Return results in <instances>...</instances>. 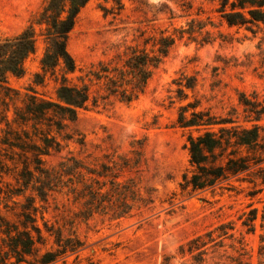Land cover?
<instances>
[{
	"label": "rangeland",
	"instance_id": "rangeland-1",
	"mask_svg": "<svg viewBox=\"0 0 264 264\" xmlns=\"http://www.w3.org/2000/svg\"><path fill=\"white\" fill-rule=\"evenodd\" d=\"M46 1L0 0V41L17 36L32 21L37 36L36 50L24 62L25 73L9 74L0 88V245L12 243V237L23 231L34 239L21 262L16 263V257L11 261L163 264L166 256H174L170 264H195L176 255L179 245L231 220L235 236L211 248L204 264H264L261 179L234 178L215 189L184 188L183 175L192 170L187 148L190 130L177 124L180 106L189 102H197V109L228 116L233 108L241 112L242 91L257 92L264 99V24L256 33L229 27L217 12L220 0H90L67 41L77 64L76 72L68 74L71 83H81L78 77L99 61L118 59L131 45L141 47L145 37L163 30L172 33L193 19L208 23L209 33L200 37L209 42L179 40L135 101L113 99L80 111L76 121L54 112L42 120V115L29 113L27 104L34 98L56 101L63 73L59 67L42 82L47 25L37 22L42 21ZM190 76L197 78L193 89L183 86ZM180 87L186 97L179 93ZM46 137L55 141L53 146H45ZM260 143L264 145V137ZM254 152L260 155L262 150ZM71 156L95 172V189L104 181V194L111 187L110 176L97 174L107 165V173L120 175V182H132L143 202L124 217L97 211L85 218L83 199H76L67 187L50 190L44 200L42 169L58 167ZM253 209L258 210V218L255 229L248 232L242 223ZM48 252L56 257L44 263Z\"/></svg>",
	"mask_w": 264,
	"mask_h": 264
},
{
	"label": "trees",
	"instance_id": "trees-1",
	"mask_svg": "<svg viewBox=\"0 0 264 264\" xmlns=\"http://www.w3.org/2000/svg\"><path fill=\"white\" fill-rule=\"evenodd\" d=\"M89 1H46L41 14L42 21L37 22L47 25V47L42 57V82L47 73L55 74L59 67H62L63 73L57 88L56 101L42 99L39 102L34 98L27 104L29 113L34 117L42 115L43 120L49 112H54L65 119L76 121L80 111L108 104L113 99L135 101L146 92L154 71L179 40L209 42L206 37H200L204 32L209 33L205 30L208 23L202 19H193L187 26L176 27L172 33L163 30L159 35L145 37L141 47L131 45L118 59L99 61L85 75L78 77L81 83H71L68 74L76 72L77 64L68 50L67 41L79 13ZM217 12L229 27H245L256 33L259 26L264 24V0H220ZM34 24L32 21L17 36L0 41V88L7 83L9 74L20 77L25 73L24 62L36 50ZM185 79L183 86L195 88V76ZM178 84L181 86L183 81ZM179 93L186 97L183 87L179 88ZM239 105L241 112L233 108L228 116L197 109V102L180 106L177 124L190 130L187 148L192 167L191 171H186L183 175L181 185L184 188L191 187L193 191L215 189L234 178L252 180L257 177L264 184V145H260L264 137V124L261 123L264 121V99H260L257 92L248 94L242 91L239 94ZM57 125L62 128V122H57ZM193 130L199 133L194 134ZM44 142L47 148L55 143L49 137ZM259 145L260 148L257 149ZM255 150L262 152L256 155ZM127 162L125 159V167L129 166ZM103 168L104 171L97 174L110 176L111 187L106 194L102 191L107 186L106 181L99 182L96 190L92 183V174L95 172L86 167L82 160L73 156L66 157L58 167L42 169V196L47 200L50 190L67 187L69 191L76 193V199H83L82 214L85 218L97 211H112V215L118 218L131 214L136 203L143 202L142 197H139L132 182H120V175L107 173V165H103ZM257 212V209H253L246 213L247 217L242 224L247 227L248 232L255 229ZM235 230L234 221L220 222L181 243L176 255L195 264H204L208 251L218 245L223 246L226 239L235 236ZM33 244L34 239L29 232L18 233L15 238L12 237V243L0 245V264H15L11 261L12 257H16V263L21 262L22 255L29 253ZM79 246L80 243L73 248ZM55 257L53 252L46 253L44 263ZM173 257L166 256L163 264H170Z\"/></svg>",
	"mask_w": 264,
	"mask_h": 264
}]
</instances>
